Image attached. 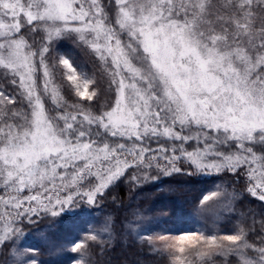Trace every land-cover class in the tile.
<instances>
[{
  "label": "snow or ice",
  "instance_id": "snow-or-ice-1",
  "mask_svg": "<svg viewBox=\"0 0 264 264\" xmlns=\"http://www.w3.org/2000/svg\"><path fill=\"white\" fill-rule=\"evenodd\" d=\"M63 41L103 68L104 103ZM0 81V246L13 264H38L17 243L25 222L94 205L121 179L228 173L264 204V0H0ZM238 199L217 184L140 239L163 264H264V220L258 231L255 213L237 215Z\"/></svg>",
  "mask_w": 264,
  "mask_h": 264
},
{
  "label": "trees",
  "instance_id": "trees-1",
  "mask_svg": "<svg viewBox=\"0 0 264 264\" xmlns=\"http://www.w3.org/2000/svg\"><path fill=\"white\" fill-rule=\"evenodd\" d=\"M217 184L228 192L239 193L237 215L255 213L264 218V204L251 197L245 198L243 183L232 175L189 176L182 172L161 176L159 180L140 186L121 179L98 197L94 205L83 204L81 210L71 216L62 214L58 218H39L34 224L25 222L22 245L39 249L34 257L38 264H73L77 257L88 264H163L147 242L140 239V232L157 227V218L172 223L193 212V202ZM135 225L137 228L133 229ZM256 228L259 231L258 225ZM36 231H43V236L28 235ZM89 232L102 239L91 241L87 238ZM105 236L108 238H103ZM81 239L88 245L83 256L68 250ZM9 260V248L0 246V264H8Z\"/></svg>",
  "mask_w": 264,
  "mask_h": 264
},
{
  "label": "rangeland",
  "instance_id": "rangeland-1",
  "mask_svg": "<svg viewBox=\"0 0 264 264\" xmlns=\"http://www.w3.org/2000/svg\"><path fill=\"white\" fill-rule=\"evenodd\" d=\"M59 51L61 54L69 56L72 60H74L77 63L80 70L87 72L89 75H94L97 78V80L100 82V87H101L100 103L101 104L104 103L107 99V96L104 93V88L106 87L105 73L101 65L95 60L92 54L86 48L80 46L78 43H75L73 41L61 42V45L59 46ZM0 83H3V82L0 81ZM4 87L8 91H11V86H9L8 84L4 83ZM83 204H86L87 206L89 205L85 201H78L72 206V208L66 209L63 213H61V215L63 214V215L71 216L74 213L78 212L79 209L82 208L80 206ZM44 217L58 218L59 216L52 217L51 215H42L39 218L42 219ZM39 218L36 219L35 222L39 221L40 220ZM256 220H257L256 226L258 225L260 227V222L264 220V218H262L261 215L259 214L256 216ZM35 222H33L32 224H34ZM136 228H137V225H135L133 229H136ZM43 231H36L34 233L32 232L33 234L28 233V235L33 236L35 238H39L40 236H43L44 234ZM17 243L22 244V240L20 239L19 241H17ZM59 249L61 250L63 248H59ZM11 251L14 252L15 248H13ZM8 264H13L11 256H10V260Z\"/></svg>",
  "mask_w": 264,
  "mask_h": 264
}]
</instances>
